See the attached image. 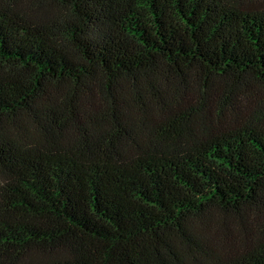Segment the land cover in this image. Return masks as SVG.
Returning a JSON list of instances; mask_svg holds the SVG:
<instances>
[{"label":"trees","instance_id":"1","mask_svg":"<svg viewBox=\"0 0 264 264\" xmlns=\"http://www.w3.org/2000/svg\"><path fill=\"white\" fill-rule=\"evenodd\" d=\"M0 264H264V3L0 0Z\"/></svg>","mask_w":264,"mask_h":264},{"label":"rangeland","instance_id":"2","mask_svg":"<svg viewBox=\"0 0 264 264\" xmlns=\"http://www.w3.org/2000/svg\"><path fill=\"white\" fill-rule=\"evenodd\" d=\"M247 2L259 5V4L264 3V0H247Z\"/></svg>","mask_w":264,"mask_h":264}]
</instances>
